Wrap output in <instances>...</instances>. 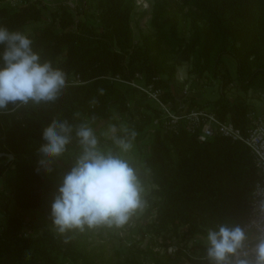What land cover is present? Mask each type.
I'll return each mask as SVG.
<instances>
[{
	"label": "trees",
	"instance_id": "trees-1",
	"mask_svg": "<svg viewBox=\"0 0 264 264\" xmlns=\"http://www.w3.org/2000/svg\"><path fill=\"white\" fill-rule=\"evenodd\" d=\"M3 1L0 25L10 30L46 22L29 36L43 58L64 70L68 87L53 105L0 114V181L14 178L9 193L0 190L4 204L0 264H120L106 256V246H93L92 230L63 235L55 230L50 204L59 182H45L43 170L36 171L43 126L53 118L71 120L76 111L95 114V125L118 116L113 123L137 131L134 144L148 138L145 152L132 159L150 187L147 212L153 216L139 230L152 238L181 232L188 249L180 247L172 255L151 248L141 251L150 256V264H182L183 258L187 264H205L200 240L205 229L225 220L245 222L254 188L262 180L261 170L243 142L218 135L201 142L183 124L171 130L163 109L126 82L153 84L161 90L162 102L175 103L178 68L190 63V74L218 81L220 96L205 104L191 97L187 110L211 108L220 120L246 134L248 113L256 109L242 94L252 89L264 92V0H154L152 31L142 33L136 43L132 24L137 0H88L89 13H84L95 20L93 24L85 18L76 20L83 13L69 6L68 0L54 10L41 0L17 7ZM182 23L189 26L188 40L181 36ZM226 57L236 63V78L231 77ZM234 83L241 94L232 99L226 89ZM94 99L96 105L91 104ZM71 166L72 161L67 162L61 176ZM39 210L48 226L26 220V213ZM103 231L115 238L117 230ZM127 264L143 263L132 259Z\"/></svg>",
	"mask_w": 264,
	"mask_h": 264
},
{
	"label": "clouds",
	"instance_id": "clouds-1",
	"mask_svg": "<svg viewBox=\"0 0 264 264\" xmlns=\"http://www.w3.org/2000/svg\"><path fill=\"white\" fill-rule=\"evenodd\" d=\"M67 87V74L34 49L26 32L0 25V114L53 105ZM99 92L103 95L104 90ZM118 119L114 115L105 128L97 129L95 114L76 111L71 120L53 118L43 126L36 171L50 174L55 161L72 160L50 204L58 233L123 229L148 206V190L130 156L138 133L125 123L112 122ZM203 246L205 264H264V232L250 242L248 232L235 221L207 227Z\"/></svg>",
	"mask_w": 264,
	"mask_h": 264
},
{
	"label": "rangeland",
	"instance_id": "rangeland-1",
	"mask_svg": "<svg viewBox=\"0 0 264 264\" xmlns=\"http://www.w3.org/2000/svg\"><path fill=\"white\" fill-rule=\"evenodd\" d=\"M63 0H49L46 6L50 10L56 9L57 5L62 3ZM68 2V1H67ZM154 0H137L136 9L134 13V22L132 24L133 32V42L136 43L140 40L142 33H148L152 31L150 24L152 17V5ZM76 7L80 8L81 14L76 17V20L86 19L89 23H95V20L91 16H86L84 12H88L87 5L88 0H76L73 2ZM45 21L41 23L29 24L26 27L20 29V31L26 32L28 35L32 36L37 33L44 25ZM189 26L185 23L181 25V36L186 40L190 36ZM225 61L229 67L231 77L236 78V63L230 58L226 57ZM191 69L190 63H184L178 68L175 83V94L177 108L186 109L188 107V100L191 97L196 98L200 104H205L207 101H215L220 96L219 83L216 80H212L211 77L199 78L198 75L190 74ZM236 83V82H235ZM228 87L226 93L232 99L241 94L236 84ZM253 106H255L256 111L264 113V92L256 89H252L248 94H242ZM143 102V101H141ZM107 121H101L95 127L97 129H103L107 125ZM148 142V138H144L139 144H134V148L130 153L132 159L139 158L145 152L144 145ZM72 161L71 159H61L55 161L58 165L56 168L53 165L54 171L52 173H45L43 171V181H49L57 184L62 176L60 174L62 167L67 163ZM14 178L12 176L5 177L0 181V190L5 189L6 192L13 188ZM149 192V186L146 187ZM53 194V193H52ZM148 195V193H147ZM4 204L0 203V217L3 216ZM148 206L144 212L135 217L131 226H126L123 229H119L115 232V238H110L107 232L101 229L92 230V244L93 246H106V256L114 263L127 264L130 260L135 259L143 264H150L151 259L149 255L141 253V251H147L151 248L153 251H159L161 254L167 252L168 255L174 254L180 247L184 248V242L181 240V232L178 235L167 234L161 237L152 238L150 236L144 237L139 228L143 223L149 222L152 219V214L147 212ZM26 220L34 225L48 226V221L43 211H31L25 214ZM35 233H39L36 229ZM251 237V233H248ZM203 241V238H200ZM157 242L166 244L165 246H160ZM191 241L188 245L192 246ZM186 251L187 248H184ZM182 264H187L185 258L182 259Z\"/></svg>",
	"mask_w": 264,
	"mask_h": 264
},
{
	"label": "built area",
	"instance_id": "built-area-1",
	"mask_svg": "<svg viewBox=\"0 0 264 264\" xmlns=\"http://www.w3.org/2000/svg\"><path fill=\"white\" fill-rule=\"evenodd\" d=\"M47 3L49 0H41ZM76 0L66 2L72 8ZM28 3V0H4L3 3L11 7H17ZM117 81L125 82L119 77ZM77 83H81L78 79ZM138 90L146 93L165 112V124L171 130H177L180 124L185 129L198 137L199 141L206 142L215 136H222L234 142L240 141L248 146L255 157L256 163L261 170L262 180L258 182L250 199V211L248 218L242 224L248 233H251L250 242H254L256 236L264 232V113L251 111L248 113L249 125L244 134L239 128L230 122L222 121L211 108H195L191 111L176 107L175 103H164L161 100V90L155 89L153 84L148 86L140 85L136 82H126ZM156 123V122H155Z\"/></svg>",
	"mask_w": 264,
	"mask_h": 264
},
{
	"label": "water",
	"instance_id": "water-1",
	"mask_svg": "<svg viewBox=\"0 0 264 264\" xmlns=\"http://www.w3.org/2000/svg\"><path fill=\"white\" fill-rule=\"evenodd\" d=\"M12 158V157H11Z\"/></svg>",
	"mask_w": 264,
	"mask_h": 264
}]
</instances>
